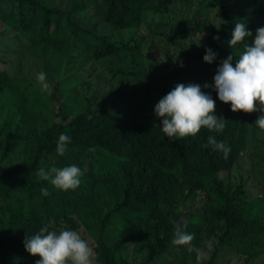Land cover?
<instances>
[{"label":"trees","instance_id":"trees-1","mask_svg":"<svg viewBox=\"0 0 264 264\" xmlns=\"http://www.w3.org/2000/svg\"><path fill=\"white\" fill-rule=\"evenodd\" d=\"M4 21L27 44L16 75L0 70V264H35L25 238L50 220L93 245L94 264H197L188 247L205 250L201 264H262L264 182L246 186L240 171L247 161L264 175V131L254 123L264 113L233 112L202 88L225 130L170 140L154 107L179 83L214 84L220 61L243 51L228 46L235 24L247 23L249 44L264 27V0H0ZM209 47L218 53L211 64ZM121 54L136 63L116 66ZM61 133L71 138L64 156L55 151ZM209 135L227 142V158L204 147ZM85 162L75 190L38 177L40 168ZM170 218L188 221L191 245L171 243Z\"/></svg>","mask_w":264,"mask_h":264},{"label":"clouds","instance_id":"clouds-1","mask_svg":"<svg viewBox=\"0 0 264 264\" xmlns=\"http://www.w3.org/2000/svg\"><path fill=\"white\" fill-rule=\"evenodd\" d=\"M252 35L246 22H237L228 46L235 49L243 43V51L238 56L230 54L220 61L213 78L214 84L179 83L155 105V116L161 119L162 131L170 140L196 137L202 128L214 133H223L225 130L226 119L215 114L216 102L202 88H213L218 99L224 104H230L233 112L264 113V27L256 29L254 41L249 44L246 38ZM214 39L219 40L220 37L217 35ZM217 56L218 53L209 47L206 48L203 60L211 64ZM234 56L236 59L233 64ZM36 81L42 92L51 94L52 88L47 82L46 73H37ZM254 123L264 131V114ZM70 142L71 138L61 133L56 144V153L64 156ZM204 147L222 152L225 158L231 152L226 141H218L213 135L208 136ZM88 151L93 152L95 149L90 148ZM87 171L88 165L85 162L83 169L75 164L62 168L53 166L47 171L40 168L38 177L48 181L57 190L69 191L80 186L81 177ZM41 195L47 197L51 193L47 188H42ZM169 222L174 230L171 243L175 246L191 245L194 236L184 230L188 221L180 223L170 218ZM24 244L31 255L40 257L35 264H94L96 257L95 247L82 238L79 232L67 227L57 230L54 220H50L38 234L26 237ZM205 247L210 250L212 241H206ZM188 250L196 252L197 264L207 258L203 248L188 247Z\"/></svg>","mask_w":264,"mask_h":264},{"label":"rangeland","instance_id":"rangeland-1","mask_svg":"<svg viewBox=\"0 0 264 264\" xmlns=\"http://www.w3.org/2000/svg\"><path fill=\"white\" fill-rule=\"evenodd\" d=\"M248 9H249L248 5H244L241 8V11L245 12ZM217 14H218V11H214V13L212 11V13H211L210 21H211V24L213 26L217 25L222 20V17L219 19V21L215 19ZM5 24H6V21H4L3 24H0V62L3 61L4 59L8 58V57H12V58L10 59V63L7 65L0 63V70L1 71H7L10 73L11 76H13V75L17 74V63L19 62V60H21L19 58H21V56L23 55L22 51H23L24 46L27 44V40L25 37L17 36L15 34H13L12 30L10 28H4L3 25H5ZM124 30H128V29H124ZM129 36H130V32L124 36H121V37H115V36L114 37L117 39H127ZM199 37H201V36H199ZM148 50H149V48L146 47L145 53H147ZM153 54H154V52H153ZM35 55H36V53L34 50H31L29 53L26 54V56H29L30 59H33L35 57ZM135 63L136 62L133 60H129L127 58H124L123 54H121L120 57L114 59V64L116 66H119V64L120 65L125 64V65L130 66V65L135 64ZM11 82L14 84L13 80H11ZM72 92H73V90L71 89V93ZM260 147H263V146H259V148ZM244 159H246V158H244ZM237 171H239V170H237L235 168L234 171L232 172L233 177H236ZM240 172L245 173V178L248 179L246 186L251 187L252 181H255L256 183L264 182V175H260L259 173H257L254 170V167L252 166V164L248 163L247 161L244 164V170L240 171ZM226 173L227 172H225V174ZM116 190H117V193L121 192L123 194V188L118 187V188H116ZM251 191H252V195L262 193L260 187H258V186L256 188H252ZM262 264H264V258H263Z\"/></svg>","mask_w":264,"mask_h":264}]
</instances>
